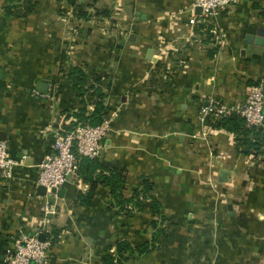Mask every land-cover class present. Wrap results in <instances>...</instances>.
<instances>
[{
    "label": "crops",
    "instance_id": "0c3cea01",
    "mask_svg": "<svg viewBox=\"0 0 264 264\" xmlns=\"http://www.w3.org/2000/svg\"><path fill=\"white\" fill-rule=\"evenodd\" d=\"M194 4L0 0V137L18 162L12 179L0 176V264L21 233L51 241L48 264H102L118 241L152 240L158 217L147 199L163 214L148 260L264 264V126L246 139L201 121L218 101L246 125L240 110L264 81V47L247 43L264 28V0H236L216 21L191 25ZM72 68L88 78L80 93ZM99 102L111 122L100 157L83 160L60 195H40L54 135L90 123ZM112 171L124 176L120 195L103 179Z\"/></svg>",
    "mask_w": 264,
    "mask_h": 264
},
{
    "label": "built area",
    "instance_id": "2783aa9c",
    "mask_svg": "<svg viewBox=\"0 0 264 264\" xmlns=\"http://www.w3.org/2000/svg\"><path fill=\"white\" fill-rule=\"evenodd\" d=\"M236 0H195L192 9L191 25L204 24L206 20L216 21L221 9ZM202 9L199 15L195 11ZM234 110L222 102L213 101L201 110V121H217L228 117ZM240 115L249 128L264 126V81H258L250 87L245 105ZM111 131L109 119L97 126L89 123H77L69 131L60 130L54 135L53 154L48 155L39 164L38 186L45 187L47 193L60 190L66 184L80 178V166L83 160H95L100 157L104 141ZM18 162L13 159L6 142L0 141V176L5 180L14 177ZM85 190V188H84ZM51 241L41 240L39 234L21 233L6 249L4 264H48Z\"/></svg>",
    "mask_w": 264,
    "mask_h": 264
},
{
    "label": "trees",
    "instance_id": "16d2710c",
    "mask_svg": "<svg viewBox=\"0 0 264 264\" xmlns=\"http://www.w3.org/2000/svg\"><path fill=\"white\" fill-rule=\"evenodd\" d=\"M99 14V13H98ZM80 16L82 17H90V14L87 12L80 13ZM71 77L73 81L75 82V88H77L78 92L80 93V90L78 89V86H82L86 83L88 80L86 74L79 68H72L71 69ZM101 109H103L101 102L97 103L96 110L94 114L90 117L92 118V121L89 123L90 125L96 126L103 123L104 119L99 117V114L101 113ZM244 121V120H243ZM88 123V122H83ZM230 123V124H229ZM231 118L228 116L226 118L214 121L211 123L213 127L218 128H225L228 130H231L235 132L236 134L245 135L246 139H250L251 137V131L250 128H248L244 123L237 121L235 124H232ZM77 125V124H76ZM75 125V126H76ZM263 143L261 146H264V139L259 142V144ZM89 160V159H88ZM121 172L119 171H112V174L110 176H105L103 179L106 183L112 186L114 193L119 192V195L121 193L122 187L124 185ZM93 180L92 178L90 179ZM152 188L151 183L148 180L144 181V190L142 192L147 193L150 192ZM87 196L82 197V203L84 205H89L92 202V199H86ZM151 202V210L154 216L160 217L163 216L162 214V205L161 203L156 199H147ZM114 205L120 207L123 210H126L128 207L131 208V210H137L138 207H141L139 199H130L129 201H126V199H114ZM155 220L153 221L152 225L154 227V236L151 241L145 242L140 246H134L132 243H130L127 240H121L118 241L115 246L110 247L102 260V264H131V262L139 257H144L156 249V242L158 239V235L160 233L159 230V221ZM9 247V246H8ZM6 252V250H5ZM5 255V253H4Z\"/></svg>",
    "mask_w": 264,
    "mask_h": 264
},
{
    "label": "water",
    "instance_id": "95a60500",
    "mask_svg": "<svg viewBox=\"0 0 264 264\" xmlns=\"http://www.w3.org/2000/svg\"><path fill=\"white\" fill-rule=\"evenodd\" d=\"M197 11H199V13L200 12L202 13V9L201 8H197ZM247 43L255 44V45L260 46V47H264V28H260L258 30V33H257L256 36L249 35L248 39H247ZM3 140L4 139L2 137H0V141H3ZM228 175H229V172L226 171V170H223L222 173H221V181L222 182H226L227 178H228ZM61 192H62V190H56V189L52 190V193H56L57 195H60ZM39 194L43 195V196L47 195V189L45 187H40L39 188ZM40 239L45 241L43 236H40Z\"/></svg>",
    "mask_w": 264,
    "mask_h": 264
},
{
    "label": "rangeland",
    "instance_id": "374dc122",
    "mask_svg": "<svg viewBox=\"0 0 264 264\" xmlns=\"http://www.w3.org/2000/svg\"><path fill=\"white\" fill-rule=\"evenodd\" d=\"M144 258H145V256L139 257V258L133 260L131 264H159V260L156 259L157 257L150 258L149 260L147 258H145V259ZM144 260L146 263H144Z\"/></svg>",
    "mask_w": 264,
    "mask_h": 264
}]
</instances>
